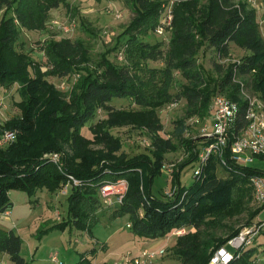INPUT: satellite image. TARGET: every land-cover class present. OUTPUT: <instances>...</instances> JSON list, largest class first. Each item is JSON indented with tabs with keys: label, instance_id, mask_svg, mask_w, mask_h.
<instances>
[{
	"label": "trees",
	"instance_id": "obj_1",
	"mask_svg": "<svg viewBox=\"0 0 264 264\" xmlns=\"http://www.w3.org/2000/svg\"><path fill=\"white\" fill-rule=\"evenodd\" d=\"M126 2L134 16L115 46L97 61H93L84 40L51 38L43 45L47 58L44 66L18 50L17 42L23 31L45 30L54 9L65 5L72 10L70 1L0 0V88L18 85L21 96L17 103L21 114L4 125L0 123V137L6 131L16 134L14 141L0 146V213L8 210L12 190L32 194L46 187L56 191L71 182L72 175L81 184L72 185L69 219L59 227L71 224L90 232L98 222V218L93 222L90 218L104 204L100 186L126 179L128 189L113 216L129 215L131 230L146 239L194 228L196 231L178 237L173 252L182 264H209L215 250L238 236L242 227L228 228L226 236L207 230L224 228L229 214L247 212L245 224H250L263 205L255 209L250 206L254 199L250 178L257 170L225 169L227 177H220L215 156H210L200 175L193 174L189 187L182 185L181 168L196 162L200 152L194 139L184 137L188 128L185 118H206L217 93L238 102L243 112L246 102L241 98L240 82L252 87L264 100V36L257 10L247 1L175 0L172 40L164 48L162 41L150 42L146 37L158 28L169 1ZM231 43L249 54L227 69L216 64L220 75L214 77L199 62V53L208 46L225 58L231 53ZM115 50L125 54L121 65L110 58ZM160 60L164 62L162 67L147 64ZM178 71L187 83L175 95L171 89ZM75 75L77 83L69 95L49 79ZM115 98L130 99L133 106L117 108L111 104ZM181 98L187 99V115L175 121L172 136L166 138L161 134L164 127L158 110ZM99 110L107 115L90 127L92 136L88 137L82 129ZM244 123L242 120L240 125ZM119 127L145 130L152 139L150 152L131 156L123 151L121 138L113 133ZM175 139L190 155L173 171L175 195L163 200L153 195L151 184L165 165L166 154L177 147ZM49 152H61L62 165L44 156ZM261 234L264 236V230ZM257 237L241 250L239 257L236 252L228 264H264V241ZM22 246L19 234L0 228V256L6 253L10 264H29L21 253ZM97 255L94 247L81 254L75 264H94Z\"/></svg>",
	"mask_w": 264,
	"mask_h": 264
},
{
	"label": "rangeland",
	"instance_id": "obj_2",
	"mask_svg": "<svg viewBox=\"0 0 264 264\" xmlns=\"http://www.w3.org/2000/svg\"><path fill=\"white\" fill-rule=\"evenodd\" d=\"M69 1L72 10H68L65 5L54 9L45 30L23 31L16 45L18 50L28 53L35 61L46 66L47 58L43 50L45 41L51 38L60 39L69 37L73 40H84L90 49L93 61H97L103 52L111 50L115 46L118 36L130 24L134 16L131 11V6L126 0ZM205 1L206 0H204V2ZM236 1H247L250 7L257 10L258 21L264 36V0ZM108 9L112 10L113 13H121L122 17L117 18L113 13H109ZM58 25L75 26L71 32L66 33L59 29L57 27ZM166 26L164 34H159L156 31L150 32L146 37L147 40L150 42L162 41L164 48L169 47L172 40L173 27L170 26L169 23H166ZM118 51L120 50L112 52L110 58L115 63L121 65L124 61H118L116 57ZM247 54H249L247 50L235 43H231L230 55L225 58H220L219 54L214 49L203 46L199 53V62L205 67L206 71L210 72L214 77H217L220 73L216 64H221L224 69H227L230 64H235L237 60H241ZM147 64L151 67H162L164 62L161 60L150 61ZM44 69H46V67H44ZM49 79L65 95H69L73 86L77 83L78 76H50ZM186 83L187 79L184 78L179 71L176 72L171 92L177 95ZM247 89L249 93H254L252 87H248ZM217 94H215L213 98ZM241 98L244 100L245 96L241 95ZM19 101H21V96L18 91V85L0 88L1 124L4 125L7 120L21 114V110L17 105ZM111 104L117 108L133 106L132 100L119 98H115ZM187 111L186 98L178 99L160 108L158 114L164 127L161 131L162 136L166 138L171 137L176 127L175 121L184 119L187 115ZM208 111L209 115L206 118L199 115L187 116L185 118L188 128L184 137L187 139H194V143L198 145L196 148L197 151L202 150L203 147L206 146V142L202 137L205 133V125H207L209 129L212 125L211 108ZM106 115L107 112L99 110L96 118L91 120L82 129L83 134L91 137L92 132L90 127L99 119L106 117ZM197 117L200 118V122L196 121ZM113 133L121 138L123 142L122 150L131 156L141 152H150L152 149V139L145 130L119 127L113 129ZM174 141L177 147L166 154L165 165L161 172L155 176L151 184L153 195L163 200L167 198L165 192L173 188V171H177V168L180 167L190 155L189 150L184 145L177 139ZM53 153L56 152H49L44 156L47 157ZM197 161L190 162L181 168L180 181L183 186L189 187L192 184ZM252 167L258 168L263 172L264 159H258L253 163ZM217 172L220 177H227L226 170L220 165ZM64 190H67V192H63ZM71 192L72 189L70 185L63 186L56 191L44 187L32 194L28 191H11L10 197L13 205L8 208L10 214L0 213V228L7 230L12 229L21 236L23 240L21 253L29 264H75L80 260L81 254L94 247L97 249L98 254L97 257L93 259L94 264L102 263L104 258H107L108 264H117L129 254L132 256L138 255L141 251L149 247L167 248V253L151 264H182V260L176 257L173 252L174 246L179 236L194 232L196 229L191 227L177 229L166 237L159 239H146L140 237L135 235L131 228L128 227V223H130L129 215L125 214L119 217L113 216V212L120 206L116 198H113V203H104L98 211L93 213L90 221L93 222L98 218V222L92 225L90 232L88 230L75 228V226L71 224L65 227H59V224L69 219V198ZM250 206L252 209H255L262 205L254 198L250 202ZM59 214L60 219L58 218ZM227 216L228 217L224 220L226 223H224V228L208 229L207 231L217 236H226L229 230L228 228L230 227L234 229L242 227V230L246 227L252 228V226L258 222L259 218L260 220H264V209L251 220L250 224H245L249 219L247 212L239 216L238 214H229ZM53 226L55 228L51 230ZM263 230L264 228L259 232V238L257 237L260 242L264 241V236L261 234ZM1 256L6 257V253ZM55 257L57 261H55ZM1 263L6 264L5 260L3 261L0 258V264Z\"/></svg>",
	"mask_w": 264,
	"mask_h": 264
},
{
	"label": "built area",
	"instance_id": "obj_3",
	"mask_svg": "<svg viewBox=\"0 0 264 264\" xmlns=\"http://www.w3.org/2000/svg\"><path fill=\"white\" fill-rule=\"evenodd\" d=\"M169 3L161 15V20L156 32L164 34L166 23L172 26L173 19V3L175 0H168ZM109 13H113L108 9ZM117 18L122 17L121 13H113ZM73 25V24H72ZM72 25H58L57 27L62 31L69 33L74 29ZM117 59L120 62L125 61V54L123 50L117 52ZM237 60L236 63H240ZM242 84V95L245 96L244 101L246 106L244 111L238 102L231 100L224 94H217L211 103V128L207 125L204 127V134L202 137L206 142V146L200 150L197 165L195 166L194 175L201 174L210 156H215L219 165L229 171H239V169L252 167L258 159H264V100L256 92L249 93L244 82ZM245 120L241 126L240 123ZM197 122L200 118L197 117ZM210 130V131H208ZM16 139L14 132L6 131L0 137V146H6ZM149 145V144H148ZM52 159L61 164L62 155L58 152L50 155ZM253 168V167H252ZM257 171L251 175V185L255 200L264 206V171L254 168ZM244 171V170H243ZM71 182L65 186L79 185L81 181L74 176L69 175ZM67 189V188H66ZM128 189V181L120 179L116 182L105 183L100 186L99 193L102 200L106 204L113 203V198H116L119 203ZM177 187L165 192L167 197H173L176 193ZM63 192H67L64 190ZM264 207L262 208V210ZM261 210V211H262ZM60 219V214L58 215ZM130 223L128 226L130 227ZM264 228V220L258 219V222L252 228L246 227L238 236L230 239L228 243L215 250L210 258L209 264H228L235 256L239 257L241 250L253 244L256 237ZM170 240V237H169ZM167 253L166 247H149L141 251L140 254L132 256L129 254L122 261L117 264H151L159 257H163ZM57 261V258H54ZM4 264V263H1Z\"/></svg>",
	"mask_w": 264,
	"mask_h": 264
},
{
	"label": "crops",
	"instance_id": "obj_4",
	"mask_svg": "<svg viewBox=\"0 0 264 264\" xmlns=\"http://www.w3.org/2000/svg\"><path fill=\"white\" fill-rule=\"evenodd\" d=\"M1 213H8V214H10V210H6L5 212H1ZM1 258V260H5V263L6 264H10V259H9V256L6 254V257H0ZM100 264H108L107 263V258H104V260L102 261V263H100Z\"/></svg>",
	"mask_w": 264,
	"mask_h": 264
},
{
	"label": "water",
	"instance_id": "obj_5",
	"mask_svg": "<svg viewBox=\"0 0 264 264\" xmlns=\"http://www.w3.org/2000/svg\"><path fill=\"white\" fill-rule=\"evenodd\" d=\"M12 205H13V204H12V203H10L9 207H10V206H12ZM5 209H6V208H5ZM5 209H4V210H5Z\"/></svg>",
	"mask_w": 264,
	"mask_h": 264
}]
</instances>
